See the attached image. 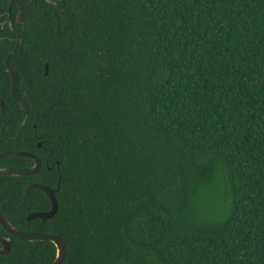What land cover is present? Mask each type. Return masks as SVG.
Wrapping results in <instances>:
<instances>
[{"label":"trees","instance_id":"1","mask_svg":"<svg viewBox=\"0 0 264 264\" xmlns=\"http://www.w3.org/2000/svg\"><path fill=\"white\" fill-rule=\"evenodd\" d=\"M9 5L0 153L40 169L0 175V214L59 236L62 264H264V0H13L7 22ZM33 183L56 190L43 223ZM55 255L11 237L0 264Z\"/></svg>","mask_w":264,"mask_h":264},{"label":"water","instance_id":"2","mask_svg":"<svg viewBox=\"0 0 264 264\" xmlns=\"http://www.w3.org/2000/svg\"><path fill=\"white\" fill-rule=\"evenodd\" d=\"M12 0H10V5L7 9L8 15L10 16L11 4ZM25 10L20 9L17 19L21 21L23 12ZM6 70L11 78L10 85V93L12 98L18 103L22 110L21 117L19 119L18 126L22 124L28 113V104L27 101L20 97L17 93L18 90V75L16 70L8 64L6 59ZM47 71V64L45 65ZM1 111L4 110V103L0 101ZM11 157H25L33 160L34 164L27 168L20 167H6L0 168V175H30L36 173L40 168V161L36 155L31 152L26 151H11L0 153V159L11 158ZM40 189L42 190L50 200L51 206L48 211L45 212H32L30 213L26 219L32 220L35 218H39L43 223L46 219L51 218L57 211V201L55 197V189H52L44 184L33 183L26 187L25 193H28L31 189ZM0 226L1 228L11 237L19 238L24 241H40V240H48L51 241L56 248V255L54 260L50 264H62L65 259L66 249L63 240L57 236L56 234L44 233L39 231H20L15 228L3 215L0 214ZM0 241L3 244V247L0 248V254H6L10 249V239L8 237L0 236Z\"/></svg>","mask_w":264,"mask_h":264},{"label":"flooded vegetation","instance_id":"3","mask_svg":"<svg viewBox=\"0 0 264 264\" xmlns=\"http://www.w3.org/2000/svg\"><path fill=\"white\" fill-rule=\"evenodd\" d=\"M13 1V0H12ZM22 9V8H20ZM24 10V9H23ZM24 13V12H23ZM17 16L18 14L15 15V19L18 21L17 19ZM23 17V15H22ZM22 20V19H21ZM7 22H11V13H10V16L8 15V18H7ZM21 22V21H19ZM4 24H5V20L0 16V31L3 30L4 28ZM11 152V151H10ZM4 153V152H3ZM12 158V157H11ZM40 161V160H39ZM34 164L33 160H32V164L30 166H32ZM30 166H27V167H30ZM6 167H13V166H0V168H6ZM27 167H20V168H27ZM40 169V168H39ZM38 172V171H37ZM34 174V173H33ZM9 175V174H8ZM31 175V174H30ZM29 186V185H28ZM26 189V188H25ZM6 218V217H5ZM27 220V219H26ZM1 227V226H0ZM15 227V226H14ZM16 228V227H15ZM21 231V230H20ZM7 234V233H6ZM0 236H4V237H8L10 239V242H11V236H9L8 234L7 235H3L1 234L0 232ZM3 247V244L2 242L0 241V248Z\"/></svg>","mask_w":264,"mask_h":264}]
</instances>
